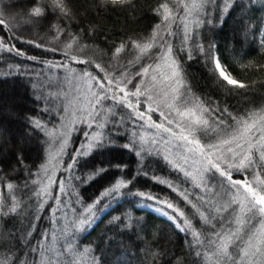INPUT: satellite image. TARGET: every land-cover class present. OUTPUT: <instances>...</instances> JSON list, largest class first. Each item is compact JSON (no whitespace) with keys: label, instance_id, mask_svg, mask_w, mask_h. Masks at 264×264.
<instances>
[{"label":"trees","instance_id":"trees-1","mask_svg":"<svg viewBox=\"0 0 264 264\" xmlns=\"http://www.w3.org/2000/svg\"><path fill=\"white\" fill-rule=\"evenodd\" d=\"M189 3L190 0H122L116 4H106L104 0H0V18L7 22L6 27L0 29V106H3L0 108V135L11 133L8 141L0 146V198L9 207L12 195L20 201L16 213L0 215V264H11L14 256L28 251L26 245L29 243L32 247L41 240L49 243L50 240L42 236L44 233H58L66 227L69 233L72 231L63 221V210L56 213L60 222L53 223L55 200L47 198V203L41 208L31 193L34 186L24 187L30 172L33 179L41 176L48 150L44 132L34 131L29 120L39 119L48 129L55 127L62 121L61 116L66 115L60 111L61 107L67 108L70 102V84L64 78L67 73L49 67L51 63L64 60L63 52L72 42L67 38L68 34L76 37L71 54L80 59L109 67L127 65L130 61H135L137 66L151 64L155 67V57L159 54L157 45L153 44L144 54L130 45L133 42L140 45L150 42L154 32L163 31L166 36L162 4H167L172 11L174 22L171 23V31L177 32L183 5ZM217 3L222 6V0H217ZM230 3L232 6L222 23L214 10L213 23H204L197 29L196 40L206 46L204 54L193 48L192 59H188L186 52L177 51L181 47L179 36L171 38L173 55L180 65L187 89L182 93L208 109L203 114L213 122L219 116L216 109L227 108L237 119L264 112V45L261 43L264 40V0H230ZM36 8H40L42 15L34 14ZM21 20L28 24H21ZM158 24L160 29L156 28ZM58 32L59 39L56 38ZM36 44L42 47H36ZM121 44H125V48L119 54L115 53V47ZM209 44L215 45L213 54L219 58L225 72L243 83L244 88L228 85L214 71V64L207 56ZM12 45L23 51L24 56L9 53L5 46ZM49 48L55 51H47ZM69 67L83 74L87 66L69 62ZM88 71L95 75L93 69ZM50 93H58V98L50 96ZM41 94L54 100L53 114L44 111L49 105L38 99ZM4 106L14 118L4 113ZM114 111L116 119H120L128 110L116 108ZM157 117L156 112L151 113L152 120L161 122ZM225 117V124L236 127L231 118L226 114ZM107 119L111 120L112 116L109 114ZM86 130V125L81 124L74 131L55 174L57 182L67 175L63 168L69 155L80 146ZM26 132L33 139L31 146L19 145L14 136L22 137ZM129 132V122L118 129L113 128L110 136L114 144L103 150L94 149L77 166L75 174L82 179L97 169L105 171L83 183L72 181L73 200L78 199L82 208L95 204L93 211L96 214L105 209L108 211L103 212L97 224L85 235L76 231L74 239L68 236L73 240L72 250L67 253L71 264H210L195 256L185 234L175 227L172 220L141 206H159L173 215L172 209L160 203L167 201L182 210L186 217L192 218L195 210L179 194L181 190L187 189L190 199L204 195L213 203L215 201L208 190L205 192L194 187L189 178L177 172L162 157L152 154L141 161L133 150L124 149L122 145L129 142ZM140 169L143 171L137 174ZM243 175L233 173L235 179H241ZM118 179L132 182L121 189L118 199L102 196ZM160 181L172 183L178 191ZM207 182L211 184L210 180ZM8 183L16 186L13 192L7 189ZM57 192L58 187L53 184L51 196H56ZM141 192L157 199L141 198L138 195ZM117 216L121 221L114 220ZM192 222L197 228L201 226L198 217ZM28 232L32 235L28 236ZM61 243H64V237H60L57 246ZM21 258L30 262L33 257L21 255Z\"/></svg>","mask_w":264,"mask_h":264},{"label":"snow or ice","instance_id":"snow-or-ice-1","mask_svg":"<svg viewBox=\"0 0 264 264\" xmlns=\"http://www.w3.org/2000/svg\"><path fill=\"white\" fill-rule=\"evenodd\" d=\"M120 3L122 0H104V3ZM230 0H222V6L217 0H190L189 4H184L185 16L180 17L178 31H171V23L174 22L172 11L167 4L161 7L165 10L162 23L167 29L166 36L163 31L154 32L150 42L143 45L135 42L131 47L138 48L142 54L153 47V44L159 48V54L155 57L156 68L151 64L137 66L135 61H130L127 65H117L109 67L100 63H94L92 60L80 59L71 54L73 43L76 37L68 34L70 42L63 52L64 60L59 63H51L49 67L58 70H65V80L75 82L74 87L79 85L80 91L85 93V99L88 101L86 109L81 110L77 120L86 125L87 129L83 132L85 143L77 147L69 155V160L63 171L67 173L57 182L48 174L47 167H44V175L32 178L29 173V179L25 182V189L29 184L34 187L31 189L32 196L39 202V207L47 203V198L57 202V206L52 209L53 223L60 222V217L56 213L63 210L64 219L69 218L70 214H76L71 221V233L67 227L53 233H44L43 237L50 240L45 244L43 240L32 247L29 243L26 245L27 252H22V256H32L30 262H26L21 255L14 256L11 264H71V258L67 253L72 250L73 240L68 239L71 235L75 238V232L81 230L87 223L94 218L93 208L95 204L87 205L83 210H78L76 205L79 200H73L72 181L86 182L94 179L105 169H97L89 173L83 179L75 174L77 166L83 159L95 150H103L114 144L110 133L113 128L118 129L129 121L132 131L129 132V142L122 145L124 149L133 150L134 154L142 161L145 156L152 155V152L144 147L149 141L144 135L136 131L137 127L151 128L160 130L162 135L160 139L167 145L175 141V148L179 154L176 160L169 159L165 155L163 159L173 168L189 178L196 188L210 190L215 186L218 192H222L231 198L226 202L219 201L213 203L211 199H206L204 195H196L190 199V193L187 189L181 190L179 194L195 210L192 218L185 216V213L172 203L160 201L168 209H172L173 215L170 217L175 227L185 234L194 254L202 261H208L210 264H264V116L257 118L256 114L246 118L237 119L232 117L227 108L216 109L219 116L214 118L217 127L209 125L207 119L198 117V113L207 112L208 109L202 108L198 103L185 98L181 89L187 91L180 73V65L173 55L172 37L179 36L180 45L178 52L184 51L188 59H192V49L205 53V45L199 43L195 36L188 30L187 17L192 16L195 27L198 29L202 24H212V13L215 10L218 13V21L223 22L225 14L231 7ZM34 14L42 15L40 8L34 10ZM66 15V13H65ZM207 18V19H206ZM5 19L0 18V29L6 27ZM157 29L161 25L156 26ZM11 30V29H9ZM60 33H57L59 39ZM198 35V32H197ZM31 43V41H29ZM264 45V40L261 41ZM36 47H42L36 44ZM79 48L80 46L77 45ZM115 47V46H114ZM9 53H15L16 56H24L23 51L16 49L15 45L5 46ZM125 48V44L115 47V53L119 54ZM215 45H207V56L214 64V71L227 82L238 88H244L243 83L232 79L222 68L219 58L213 54ZM55 51V49H46ZM28 59H34L28 57ZM139 59V57L137 58ZM69 62L86 65L83 74L76 73L75 69L69 67ZM160 62L167 65L169 72L167 74L158 73ZM93 69V72L88 71ZM115 73V74H114ZM150 77V78H149ZM146 78L147 82H146ZM131 85V88H129ZM50 96L57 97L58 93H50ZM38 99L43 100L49 105L44 111L47 114H53L55 108L52 107L54 100L41 94ZM169 100L171 102H169ZM163 101V105H162ZM162 106L167 111L162 110ZM116 108L127 109V113L120 119H116ZM143 108V110H141ZM62 113L68 112L67 108L61 107ZM159 111L163 118L161 122L153 121L151 113ZM112 119H107L108 115ZM225 114L235 122L236 127L225 124ZM195 118V119H194ZM61 119L65 117L61 116ZM76 120H68L62 125L64 132L60 134L55 144V149L51 153V159L60 157L62 159L65 147L70 134L76 129L73 125ZM111 125V127H108ZM29 126L35 131L40 130L47 135L53 133L48 130L47 125L39 119H30ZM198 126L202 131V139H197L192 134L193 127ZM108 131H104V129ZM171 138V139H169ZM159 141L155 136L151 139L152 145H158ZM180 158L185 165L189 159L196 160L199 167L196 173L185 167H182ZM23 159L22 157L20 158ZM142 169L138 170L139 174ZM244 173L241 179H235L233 173ZM207 175V180L205 179ZM208 180L214 181V185H209ZM131 180L118 179L113 182L109 188L102 193V196H109L112 199H118L121 189L127 188ZM167 186L173 191H178L177 187L168 181ZM56 184L58 192L56 196H51V186ZM9 192H13V184L6 185ZM141 198L155 200L157 198L151 194L143 192L138 193ZM61 196L64 200L61 201ZM193 201H196L195 203ZM95 203H99L96 201ZM5 208L7 210H5ZM20 208V201L17 196H11L10 207L6 205L3 198H0V215L8 216L10 213H16ZM198 217L201 226L197 228L193 224V219ZM258 219L260 225L257 228L253 224ZM39 219V217H37ZM115 221H121V217L114 218ZM28 236L32 233L28 232ZM60 237H64V243L57 246ZM63 257V259H62Z\"/></svg>","mask_w":264,"mask_h":264},{"label":"rangeland","instance_id":"rangeland-1","mask_svg":"<svg viewBox=\"0 0 264 264\" xmlns=\"http://www.w3.org/2000/svg\"><path fill=\"white\" fill-rule=\"evenodd\" d=\"M13 1H17V0H13ZM188 21H190V20H188ZM21 24H28V22L21 20ZM189 24H190L189 28H192V21H190ZM153 68H156V66L153 67ZM168 72H169V69H168L167 65L165 63H163V62H160L158 73H151L150 72V75L156 74L159 77L160 74H167ZM180 73H181V71H180ZM149 78H146V82H147V79H149ZM69 84H70V91H69L70 92V102H69V105L67 107L68 112H66L65 119H63L55 127H51V128L48 129V130H50L53 133L52 136H49V135H47L44 132L45 138L47 139L48 150H47V155H46L47 157H46L45 164L42 166V170L40 171V173H41V175H44V167H47L48 174H50L53 179H55V174H57L58 167H59L60 162L62 160L60 157H57L56 159H51V153H53V151L55 149V144L53 142L56 141L58 136L64 132V128L62 127V125L64 123H66L68 120H76V123L73 125V127L75 129L79 125L82 124V123H80L77 120V117L81 114V110L82 109H86L87 104H88V101L85 99V93L83 91L78 90L79 89V85H76L74 87V84H75L74 81L73 82H69ZM181 92H184V89H181ZM185 98L193 102V100L191 98H189V96H187ZM169 102H171V101L169 100ZM193 103H195V102H193ZM162 105H163V101H162ZM6 107L7 106H4V108L6 109V110L4 109V113H6L7 115H12L13 116V114L10 111H7ZM0 108L3 109V106H0ZM162 110L167 111V109L164 108L163 106H162ZM156 113L158 115L157 119L160 117V119L162 121L163 118L160 116L159 111H157ZM197 116L198 117H202L203 119H207L209 121V125H212V126L216 125L210 118L206 117L203 113H198ZM259 116H264V112H262L261 114H258L257 118ZM10 118H14V116L10 117ZM153 121H155V120H153ZM130 125H131V122L129 121V129H130V131H132V128H131ZM136 131L139 134L144 135L145 138L149 141V143L145 144L144 147L146 149H148L149 151H151L152 154L158 155V156H160L162 158L165 155H168L169 159H171V160H176V159L179 158V154L177 153V150L175 148V141H172L170 144L166 145L163 142V140L160 139V137L162 135H164L163 133L160 132V130L151 129V128H147V127H143V128L137 127ZM73 133H74V131L70 134V136L68 138V142H67V145L65 147L63 157L65 156V154L67 152V149H68V147L70 145ZM10 134L11 133H9V132H4V135H2V136L0 135V146L3 145L4 141L5 142L8 141L7 137ZM192 134L195 135L197 139H202V131L199 129L198 126L193 127ZM14 136H15L16 140L18 141V144L21 145V146L24 145V144L25 145H30V146L33 145V139L30 137V135L27 132L22 137L17 136V135H14ZM153 136H155L156 139L159 141L158 145H152L151 144V139H152ZM169 139H171V138H169ZM84 143H85V141L83 142V144ZM180 162H181L182 167H185V168L191 170L193 172V174L196 173V169L199 167L198 162L196 160H193V159H189L187 165H185L183 163V159L182 158H180ZM170 165H171V167H173L172 164H170ZM205 179L207 180V175H205ZM214 184H215V182L211 181L210 185H214ZM200 189L202 191L207 192V190L203 189V186ZM208 193L211 196V198H213L214 201H216V202L219 201L220 203H224V202H226L227 199L231 198V194H229V196L225 197V196H223L222 192H218L217 191V188L215 186L211 187V189L208 190ZM142 207L143 208H147L150 211H152L153 213H155L157 215H160V216H163V217H165L167 219H170V217H171V215L168 214L167 211H165L164 209H162L159 206L142 205ZM253 224H256L257 228L260 227V225L257 222V220H254Z\"/></svg>","mask_w":264,"mask_h":264},{"label":"bare ground","instance_id":"bare-ground-1","mask_svg":"<svg viewBox=\"0 0 264 264\" xmlns=\"http://www.w3.org/2000/svg\"><path fill=\"white\" fill-rule=\"evenodd\" d=\"M186 14H185V10H183V15H182V17L183 16H185ZM211 18H212V16H211ZM188 20H190V21H192V28H189V26H190V24H189V22L190 21H188ZM212 21H213V19H212ZM187 23H188V30L195 36V38H196V36H197V28L195 27V22H194V20H193V17L192 16H188L187 17ZM221 25V24H220ZM221 64V63H220ZM222 66V65H221ZM85 141V137L83 138V141L81 142V144H83V142ZM80 144V145H81ZM75 196H73L72 197V199L74 198ZM216 202V201H215ZM76 207H77V209L78 210H83L85 207H80L79 206V204H77L76 205ZM142 207V206H141ZM106 210V209H105ZM103 210V211H101L100 213H98V214H96V212L95 211H93V213H94V218L91 220V222L90 223H87L81 230H79L78 231V233L80 234V235H85L88 231H89V229H91V228H93L96 224H97V222L100 220V218L103 216V214L104 213H106L108 210ZM104 212V213H103ZM62 216H63V214H61ZM75 215L76 214H70L69 215V218H67V219H64L63 221L67 224V226L68 225H70L71 224V221L75 218ZM100 215V216H99ZM64 218V217H63Z\"/></svg>","mask_w":264,"mask_h":264}]
</instances>
